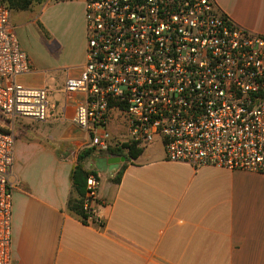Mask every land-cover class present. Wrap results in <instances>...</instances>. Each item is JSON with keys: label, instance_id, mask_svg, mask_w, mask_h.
Returning a JSON list of instances; mask_svg holds the SVG:
<instances>
[{"label": "built area", "instance_id": "1", "mask_svg": "<svg viewBox=\"0 0 264 264\" xmlns=\"http://www.w3.org/2000/svg\"><path fill=\"white\" fill-rule=\"evenodd\" d=\"M83 2L87 62L64 93L84 96L73 123L90 137L86 148L112 147L107 126L117 113L138 149L160 139L170 162L264 174L263 35L238 26L215 0ZM12 14L0 0V114L12 125L46 122L48 90L19 81L33 64ZM15 142L0 126V264H13ZM100 187L92 173L82 201L87 224L102 228Z\"/></svg>", "mask_w": 264, "mask_h": 264}, {"label": "crops", "instance_id": "2", "mask_svg": "<svg viewBox=\"0 0 264 264\" xmlns=\"http://www.w3.org/2000/svg\"><path fill=\"white\" fill-rule=\"evenodd\" d=\"M80 2L64 4L75 18L73 43L84 50L74 67L45 66L23 49L33 71L20 83L46 88L54 104L48 121L24 119L15 128L13 264H264V174L170 162L160 139L137 160L97 151L85 162L101 182L104 227L85 224L69 210L72 173L90 142L73 123L84 96L64 93L87 62ZM215 2L238 26L264 36V0ZM51 38L56 50L70 45L69 36ZM107 132L112 146L128 144L125 120L113 116ZM112 158L126 161L117 169L97 161Z\"/></svg>", "mask_w": 264, "mask_h": 264}, {"label": "rangeland", "instance_id": "3", "mask_svg": "<svg viewBox=\"0 0 264 264\" xmlns=\"http://www.w3.org/2000/svg\"><path fill=\"white\" fill-rule=\"evenodd\" d=\"M80 1L83 2V0H51L50 3L37 2L35 8L30 12H13L15 35L18 38L21 48L27 51L30 56L44 63L45 66L65 68L64 72H67V68L74 67L78 60L84 57V50L78 46L79 43L76 45L73 43L75 39L73 28L75 18L71 15L70 9L68 10L64 4ZM37 16H39L37 19L38 22H34ZM28 17L30 18L28 19ZM67 36H69L70 45L63 46L61 50H56L57 46L51 42V37L59 41ZM78 57L80 58L74 61ZM48 102L51 112L54 103L50 98ZM114 116L120 117L117 113H114ZM121 119H124V117L121 116ZM24 121V119H18L12 125L0 114V126H3L4 129L12 131L13 133L16 132V126L23 124Z\"/></svg>", "mask_w": 264, "mask_h": 264}, {"label": "trees", "instance_id": "4", "mask_svg": "<svg viewBox=\"0 0 264 264\" xmlns=\"http://www.w3.org/2000/svg\"><path fill=\"white\" fill-rule=\"evenodd\" d=\"M6 3L12 12L28 11L36 5L34 0H2ZM95 149L86 148L82 150L78 157L77 166L73 170L72 180L75 196H72L69 201V210L78 216L83 223L87 224V216L83 208V198L86 194L87 178L94 172L85 169V162L96 155ZM103 152H100L102 154ZM110 155L118 157H126L128 159L137 160L143 153V150L138 149L134 144H122L121 146H112L107 152ZM124 169V168H123ZM122 171L118 174L116 182L121 179Z\"/></svg>", "mask_w": 264, "mask_h": 264}, {"label": "water", "instance_id": "5", "mask_svg": "<svg viewBox=\"0 0 264 264\" xmlns=\"http://www.w3.org/2000/svg\"><path fill=\"white\" fill-rule=\"evenodd\" d=\"M97 161L102 165H105V166L110 165V166L114 167V169H117L121 163H124L126 161V158H112L109 160L97 159ZM98 168H99V170H102V169H100L101 167H98Z\"/></svg>", "mask_w": 264, "mask_h": 264}]
</instances>
